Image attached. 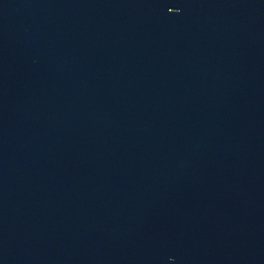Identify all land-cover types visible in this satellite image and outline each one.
Returning <instances> with one entry per match:
<instances>
[{
    "label": "water",
    "instance_id": "1",
    "mask_svg": "<svg viewBox=\"0 0 264 264\" xmlns=\"http://www.w3.org/2000/svg\"><path fill=\"white\" fill-rule=\"evenodd\" d=\"M0 264H264V0H0Z\"/></svg>",
    "mask_w": 264,
    "mask_h": 264
}]
</instances>
